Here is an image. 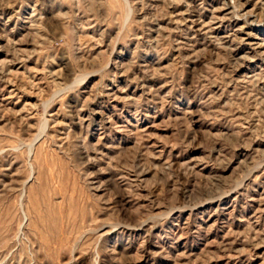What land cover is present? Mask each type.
<instances>
[{"label": "rangeland", "instance_id": "1", "mask_svg": "<svg viewBox=\"0 0 264 264\" xmlns=\"http://www.w3.org/2000/svg\"><path fill=\"white\" fill-rule=\"evenodd\" d=\"M0 264H264V0H0Z\"/></svg>", "mask_w": 264, "mask_h": 264}]
</instances>
